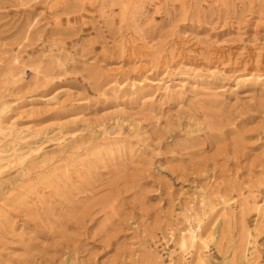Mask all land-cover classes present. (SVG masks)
Segmentation results:
<instances>
[{"label":"rangeland","instance_id":"obj_1","mask_svg":"<svg viewBox=\"0 0 264 264\" xmlns=\"http://www.w3.org/2000/svg\"><path fill=\"white\" fill-rule=\"evenodd\" d=\"M0 264H264V0H0Z\"/></svg>","mask_w":264,"mask_h":264},{"label":"bare ground","instance_id":"obj_2","mask_svg":"<svg viewBox=\"0 0 264 264\" xmlns=\"http://www.w3.org/2000/svg\"><path fill=\"white\" fill-rule=\"evenodd\" d=\"M255 203L257 202L255 201ZM255 207L257 210H260L262 206L256 204ZM199 231V228H196V230L189 228L185 230L179 237L177 241V247L180 250V256L183 257V259L189 256L191 252L195 249V246L199 241Z\"/></svg>","mask_w":264,"mask_h":264}]
</instances>
